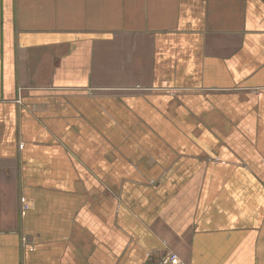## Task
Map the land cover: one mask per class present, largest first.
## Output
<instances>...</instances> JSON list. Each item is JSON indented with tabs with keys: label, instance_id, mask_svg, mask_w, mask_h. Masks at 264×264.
Instances as JSON below:
<instances>
[{
	"label": "crops",
	"instance_id": "crops-1",
	"mask_svg": "<svg viewBox=\"0 0 264 264\" xmlns=\"http://www.w3.org/2000/svg\"><path fill=\"white\" fill-rule=\"evenodd\" d=\"M264 264V0H0V264Z\"/></svg>",
	"mask_w": 264,
	"mask_h": 264
},
{
	"label": "built area",
	"instance_id": "built-area-1",
	"mask_svg": "<svg viewBox=\"0 0 264 264\" xmlns=\"http://www.w3.org/2000/svg\"><path fill=\"white\" fill-rule=\"evenodd\" d=\"M159 261L161 263L184 264L175 253L168 250L161 253Z\"/></svg>",
	"mask_w": 264,
	"mask_h": 264
}]
</instances>
